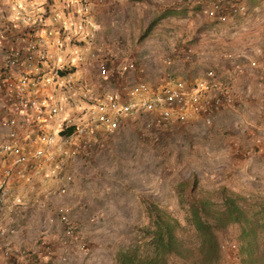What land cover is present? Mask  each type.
Returning <instances> with one entry per match:
<instances>
[{
  "label": "rangeland",
  "instance_id": "obj_1",
  "mask_svg": "<svg viewBox=\"0 0 264 264\" xmlns=\"http://www.w3.org/2000/svg\"><path fill=\"white\" fill-rule=\"evenodd\" d=\"M252 4L247 18L233 29L215 27L185 0H105L96 7L101 56L113 62L116 76L121 70L127 80L191 82L210 68L228 83L232 103L210 114L209 124L195 117L160 130L149 124L147 114H134L115 131L99 135L100 145L88 157L71 160L72 183L64 196L50 188L40 206L22 210L12 201L10 213L0 212V225L15 226L18 235H27L19 246L28 254L26 262L11 256L0 258V264H113L115 250L134 241L137 228L148 223L145 200L183 224L187 205L179 202L176 185L192 178L199 191L225 186L264 198V0ZM168 10L173 12L159 18ZM9 17L0 11V66L10 47L5 39ZM185 47L192 54L183 62L176 55ZM226 52L233 53L224 58ZM240 55L251 56L255 66H246L247 58ZM128 61L134 63L131 72L121 69ZM235 61L243 64L240 72L232 69ZM79 67L82 77L93 78L92 92L117 84L114 75L111 84H95L94 63ZM53 97L62 103L59 92ZM60 203L68 207L74 239H64L55 220L54 208ZM236 237L235 225L218 231L219 242H237ZM6 239L0 251L16 246ZM79 242L85 244L83 251ZM170 264L181 263L173 257Z\"/></svg>",
  "mask_w": 264,
  "mask_h": 264
},
{
  "label": "built area",
  "instance_id": "obj_2",
  "mask_svg": "<svg viewBox=\"0 0 264 264\" xmlns=\"http://www.w3.org/2000/svg\"><path fill=\"white\" fill-rule=\"evenodd\" d=\"M104 1L51 0L43 6L25 0H0V11L10 16L5 25L10 47L0 66V203L13 179L18 186L30 183L28 169L32 174L45 170L52 178L55 195L64 196L72 183L71 160L88 157L99 147V135L115 131L130 115L147 114L150 125L166 130L195 117L209 124L210 114L231 105L228 83L210 68L191 82L127 80L121 70L116 76L117 70L108 69L107 59H102L100 27L93 15ZM185 1L193 3L201 17L215 27L233 29L248 15L249 0ZM253 51L258 53L259 48ZM191 54L186 47L182 60H190ZM246 58V66H255V59ZM86 63L95 64V84H111L112 75L117 84L111 88L102 85L92 92L93 78L82 77L78 69ZM242 68L240 61L232 63L234 71ZM121 69L131 72L134 63L128 61ZM55 92L60 93L62 103L55 101ZM54 213L62 237L74 239L68 207L60 203ZM16 231L15 226L0 225V235ZM41 243L50 254L45 239ZM237 245L233 240H220L223 260L239 264ZM78 246L85 249L83 242ZM11 256L16 262L28 259L18 245L1 249L0 258ZM15 261L11 264H17Z\"/></svg>",
  "mask_w": 264,
  "mask_h": 264
},
{
  "label": "trees",
  "instance_id": "obj_3",
  "mask_svg": "<svg viewBox=\"0 0 264 264\" xmlns=\"http://www.w3.org/2000/svg\"><path fill=\"white\" fill-rule=\"evenodd\" d=\"M253 1H248V11ZM171 12L163 11L159 18ZM194 184L192 178L176 185L179 202L187 205L183 224L145 200L148 223L137 228L134 241L115 250L113 264H170L173 257L181 264H220L224 257L218 231L232 225L237 228L239 264H264V198L225 186L199 191Z\"/></svg>",
  "mask_w": 264,
  "mask_h": 264
},
{
  "label": "crops",
  "instance_id": "obj_4",
  "mask_svg": "<svg viewBox=\"0 0 264 264\" xmlns=\"http://www.w3.org/2000/svg\"><path fill=\"white\" fill-rule=\"evenodd\" d=\"M10 1V0H9ZM29 4H41L46 6L47 3H50L51 0H25ZM26 178H29L30 183L24 182L23 186H18L15 183V179H13L10 184L7 186V191L3 199L1 200L0 212L10 213V208L16 203V208H18L17 204L20 205L22 210H26L28 208L40 206L42 202L47 200V195L49 194V189H55L52 178L48 173L43 170L40 174H32L28 169L26 170ZM13 201V203H12ZM23 206V207H22ZM14 212V210H13ZM13 234V235H0V243L5 240L7 237L10 242L16 243L19 246V243H26V234Z\"/></svg>",
  "mask_w": 264,
  "mask_h": 264
},
{
  "label": "clouds",
  "instance_id": "obj_5",
  "mask_svg": "<svg viewBox=\"0 0 264 264\" xmlns=\"http://www.w3.org/2000/svg\"><path fill=\"white\" fill-rule=\"evenodd\" d=\"M99 34H100V33H99ZM99 40H100V42H101L100 35H99ZM185 48H186V47H185ZM183 51H184V50L179 51L178 54L176 55V58H180V60H182V59H181V54H182ZM173 56H174V55H173ZM182 61H183V62H186V61H184V60H182ZM112 64H113V62L110 63L109 60L107 59V61H106V65H107L108 69L116 70L115 67H114ZM110 66H111V67H110Z\"/></svg>",
  "mask_w": 264,
  "mask_h": 264
}]
</instances>
